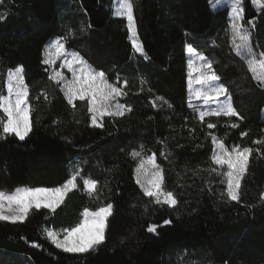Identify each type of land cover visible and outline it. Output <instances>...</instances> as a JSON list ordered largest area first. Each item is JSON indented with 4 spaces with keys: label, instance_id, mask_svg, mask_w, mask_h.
<instances>
[{
    "label": "trees",
    "instance_id": "1",
    "mask_svg": "<svg viewBox=\"0 0 264 264\" xmlns=\"http://www.w3.org/2000/svg\"><path fill=\"white\" fill-rule=\"evenodd\" d=\"M111 3L0 2V14H6L0 21V89L7 70L22 65L32 106L29 136L24 141L0 139V189L58 187L75 166L102 189L98 199L91 197L78 179V188L54 213L40 209L24 223L0 221V255L15 264H264V204L259 202L264 191V145L253 144L264 137V88L232 50L227 10L213 12L209 0H134L145 58L133 52L126 22L112 15ZM243 8L245 22H254V28L246 24L254 50H264V10H256L251 0H244ZM62 37L68 50L104 71L109 82L117 76L121 83L128 81L129 94L119 102L131 106L130 113L106 116L103 127H93L87 101H75V109L67 103L43 63L48 41ZM189 44L212 62L218 83L228 89L243 119L206 117L204 124L199 122L189 107ZM141 78L146 80L143 85ZM156 96L171 107L153 108ZM209 121L217 127L207 129ZM233 122L239 127H230ZM209 132L226 146L254 149L239 202L221 196L226 170L211 161ZM141 145V157L134 160L129 153ZM162 150L171 153L167 160L160 156ZM152 153L164 170L165 188L177 196L174 209L152 203L136 183L139 160ZM210 168L221 174H210ZM108 203L113 205L112 215L97 251L66 253L45 239L42 229L74 227L84 209L95 211ZM165 220L171 223L164 224ZM150 224L157 225L155 234L147 231Z\"/></svg>",
    "mask_w": 264,
    "mask_h": 264
},
{
    "label": "snow or ice",
    "instance_id": "2",
    "mask_svg": "<svg viewBox=\"0 0 264 264\" xmlns=\"http://www.w3.org/2000/svg\"><path fill=\"white\" fill-rule=\"evenodd\" d=\"M2 2V0H0ZM255 7L264 10V0H252ZM134 0H120L119 10L114 15L127 19V30L132 42L133 49L144 55L143 45L139 41L137 34L136 20L134 16ZM231 8L230 44L235 55L244 61L252 78L258 86L264 88V50H254L251 40V30L247 25L254 28V22L248 20L245 22L243 0H229ZM6 19V14H0V21ZM91 27V25H88ZM82 31L86 29H81ZM69 35L74 33L70 30ZM188 35V33H185ZM65 38H59L52 44L46 46L45 59L43 63L50 68L56 63V60L63 59L61 68H67L72 74L70 80L66 79L62 71L53 69L49 74V80L60 86L67 103L75 109V101H87V112L91 114V124L96 127H103L104 117H122L132 111L131 106L119 102L120 97H125L128 81L125 79L121 83V78L117 76L115 82H109L106 73L98 71L91 65H88L78 53L68 52L64 44ZM53 52L51 49L53 48ZM188 69H189V91L196 99L203 101V106L197 108L189 102V107L198 113V120L201 124L205 123L206 117H237V110L233 107L231 96L228 89L219 84L220 77L213 70V64L203 55H198L196 49L187 45ZM196 60L201 63L196 64ZM45 71H48L46 68ZM195 71L196 75L193 76ZM193 81L198 85L193 89ZM146 80L141 78L140 84L143 85ZM143 88H141V91ZM45 101H49L47 93H42ZM223 97V99H221ZM39 99V97H37ZM160 101V104H157ZM168 104V101L162 96H156L151 102L153 108ZM0 139L15 137L19 141H24L32 131V106L29 103V86L25 81L24 68L18 65L15 68L7 70L3 87L0 89ZM216 123L207 122V129H215ZM230 127H239L238 123H231ZM194 131L190 129V132ZM211 137L213 151L211 161L221 167L227 166V171L222 173L225 177L221 183L226 184V188L221 192L222 197H226L228 202H239L241 199L242 180L247 174L250 157L254 151L248 146L239 144L232 145L229 149L225 142L216 135L209 132ZM242 136H247V132H242ZM207 138V137H206ZM163 143V141H161ZM253 144L264 145V137L253 140ZM143 145L140 150L133 149L129 155L135 160L141 157ZM182 147V146H181ZM260 152V148L255 149ZM171 155L170 152L161 151L160 156L165 160ZM210 174L220 175L216 168L208 169ZM136 183L140 185L143 194L151 198V202L169 208L178 206V199L173 191H169L164 185V170L156 161V153L148 156L147 159L141 158L135 168ZM150 178H147L149 177ZM141 177L147 179L142 180ZM83 181V188L91 197L99 198L102 189L98 181L81 176V169L75 166L69 178H67L58 187H31L18 186L12 191L0 189V221H6L12 224L24 223L30 214L36 210L48 209L54 213L56 209L64 202L66 195L78 188L77 180ZM105 187L107 185L105 184ZM259 202L264 204V191L259 195ZM113 205L108 203L98 207L95 211L84 209L83 219L74 227L62 229L56 232L51 229H42L45 239L49 240L57 249L66 253L87 254L97 251L98 247L105 242V229L107 219L112 215ZM147 211V208H146ZM164 224L171 223L165 220ZM157 225L150 224L147 227L149 233H156ZM62 236V238H61ZM39 246V245H34Z\"/></svg>",
    "mask_w": 264,
    "mask_h": 264
},
{
    "label": "rangeland",
    "instance_id": "3",
    "mask_svg": "<svg viewBox=\"0 0 264 264\" xmlns=\"http://www.w3.org/2000/svg\"><path fill=\"white\" fill-rule=\"evenodd\" d=\"M243 2H244V0H243ZM251 2H252V0H251ZM209 4H210V8H211V10L213 11V12H216V11H218V10H227V12H228V19H229V25H230V22H231V8L229 7V0H209ZM252 5H253V7L256 9V10H259L257 7H255L254 6V4H253V2H252ZM119 7H120V0H112V3H111V11H112V15L114 16V17H118V16H116V15H114V12L115 11H117V10H119ZM118 18H122V17H118ZM124 20H125V22H126V29H127V19L126 18H123ZM127 32H128V30H127ZM128 37H129V33H128ZM55 40H57V39H52V40H50V41H48V43H47V45L46 46H48V45H50V44H52ZM129 41H130V43H131V45H132V42H131V39H130V37H129ZM46 46H45V49H44V59H45V52H46ZM65 48H66V46H65ZM133 48V47H132ZM67 49V48H66ZM53 52L55 51V49H54V46H53V48L51 49ZM67 51L68 52H73V51H70V50H68L67 49ZM133 52L136 54V55H139L140 53H137L134 49H133ZM75 53V52H74ZM186 54H187V69H188V53L186 52ZM198 54V53H197ZM198 55H200V54H198ZM63 63V59L61 58V59H59V60H56V63L50 68L48 65H45L47 68H48V71H49V73H51L52 72V70L53 69H56V70H59V71H62L63 73H64V76H65V78L66 79H68V80H70L71 78H72V74H71V72H69L68 70H67V68H61L60 67V65ZM201 62L199 61V60H196V64L197 65H199ZM188 73H189V69H188ZM196 75V73H195V71L193 72V76H195ZM188 79H189V76H188ZM187 86H188V94H189V102H190V100H191V103L193 104V105H195L197 108H199V107H202L203 106V101L202 100H198V99H196L195 98V96L192 94V93H190V91H189V85H188V80H187ZM192 87H193V89H195V88H197L198 87V85H196L195 84V81H193V85H192ZM121 98V97H120ZM120 98H118L119 99V101H120ZM221 99H223V97H221ZM193 109V108H192ZM197 115H198V113H197ZM93 126V125H92ZM93 127H96V126H93ZM226 147H228L229 149L231 148V147H229V146H226ZM145 159H147V157L145 158ZM224 168H225V170L227 171V166H224ZM135 175H136V173H135ZM137 178V177H136ZM147 178H150V176L149 177H147ZM147 178H145V177H141V179L142 180H144V179H147ZM139 187H140V185H138ZM141 188V187H140ZM85 191V190H84ZM85 193L87 194V192L85 191ZM88 195V194H87ZM48 210V209H47ZM83 212L81 213V219H80V221L83 219ZM79 221V222H80ZM6 222V221H5ZM53 231H55V230H53ZM56 232H61V231H56ZM61 238H62V236H61ZM49 241V240H48ZM50 242V241H49ZM51 243V242H50ZM52 244V243H51ZM53 245V244H52ZM54 246V245H53ZM55 247V246H54ZM0 264H15V262H14V260H12V259H9V258H7V257H5V256H1L0 255Z\"/></svg>",
    "mask_w": 264,
    "mask_h": 264
}]
</instances>
